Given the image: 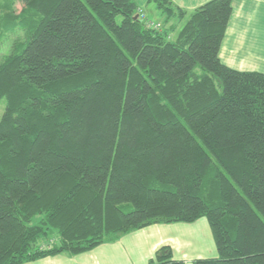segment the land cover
I'll return each instance as SVG.
<instances>
[{"label": "trees", "instance_id": "trees-1", "mask_svg": "<svg viewBox=\"0 0 264 264\" xmlns=\"http://www.w3.org/2000/svg\"><path fill=\"white\" fill-rule=\"evenodd\" d=\"M16 1L0 22L24 32L0 55V264L201 218L218 257L194 264H264V73L219 57L233 0H149L160 31L135 0ZM149 264L183 263L163 247Z\"/></svg>", "mask_w": 264, "mask_h": 264}, {"label": "crops", "instance_id": "crops-1", "mask_svg": "<svg viewBox=\"0 0 264 264\" xmlns=\"http://www.w3.org/2000/svg\"><path fill=\"white\" fill-rule=\"evenodd\" d=\"M139 13L164 25V15L149 0H135ZM210 0H172L187 13ZM233 12L227 26L219 57L223 64L239 71L264 73V0H233ZM148 7V10L146 9ZM152 8V7H151ZM150 13L161 17L153 19ZM183 25V22H180ZM175 25L179 26L178 23ZM176 32H172L175 37ZM48 245V244H47ZM44 244V246H47ZM163 247L171 248L176 261L194 264L198 259L217 258L218 251L209 222L155 224L123 235L113 243L99 245L78 255L61 254L24 264H149Z\"/></svg>", "mask_w": 264, "mask_h": 264}, {"label": "rangeland", "instance_id": "rangeland-1", "mask_svg": "<svg viewBox=\"0 0 264 264\" xmlns=\"http://www.w3.org/2000/svg\"><path fill=\"white\" fill-rule=\"evenodd\" d=\"M7 5H12V10L14 13V16L19 15L22 12V8L23 6L18 3L16 0H0V22L3 20V22L5 21V17L3 18V16H5L4 14L7 13L8 11L5 9V7ZM153 4L149 5V10L148 7L146 8L148 11H152L153 10ZM152 7V8H151ZM140 14V13H139ZM150 17L153 19H157V20H161V17L155 16L153 14L150 13ZM2 19V20H1ZM179 26L182 25V23H178ZM4 26L2 23H0V37L2 35V46L0 45V48L2 49L0 51V55L2 56H6L10 53V48L12 46V44H14L16 41H22L24 39V32L21 29H16L15 32L9 30V31H4ZM178 26V27H179ZM11 31V32H10ZM5 109V102H2L0 104V116H2L3 112ZM38 219L35 220V222L37 223ZM57 239V233H55L53 235V237L50 240H45L42 241L41 244H45L47 245L49 242L53 241L56 242ZM40 244V245H41Z\"/></svg>", "mask_w": 264, "mask_h": 264}, {"label": "built area", "instance_id": "built-area-1", "mask_svg": "<svg viewBox=\"0 0 264 264\" xmlns=\"http://www.w3.org/2000/svg\"><path fill=\"white\" fill-rule=\"evenodd\" d=\"M139 16L146 23L147 27L153 28L159 31L161 30V27H162L161 24L150 20L148 17H146L144 13L140 12Z\"/></svg>", "mask_w": 264, "mask_h": 264}, {"label": "water", "instance_id": "water-1", "mask_svg": "<svg viewBox=\"0 0 264 264\" xmlns=\"http://www.w3.org/2000/svg\"><path fill=\"white\" fill-rule=\"evenodd\" d=\"M136 19H138V16L136 17Z\"/></svg>", "mask_w": 264, "mask_h": 264}]
</instances>
